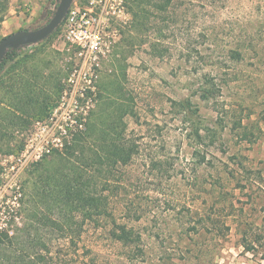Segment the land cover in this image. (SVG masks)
<instances>
[{"label": "rangeland", "instance_id": "1", "mask_svg": "<svg viewBox=\"0 0 264 264\" xmlns=\"http://www.w3.org/2000/svg\"><path fill=\"white\" fill-rule=\"evenodd\" d=\"M59 2L12 0L0 41L43 26ZM167 2L151 0L148 28L139 30L130 26L135 0H74L71 11L96 18L89 24L100 34L94 53L72 40L67 14L51 36L25 45L0 71V123L13 94L10 75H31L28 81L52 94L53 106L23 129L8 128L13 141L2 138L0 126V225L16 220L15 229L31 220L27 210L14 218L16 192L24 186L26 194L30 171L52 159L44 149L60 142L69 114L92 106L88 93L113 79L108 93L118 89L127 98L128 133L141 145L125 167L118 202L143 207L136 225L145 255L132 260L92 230L87 238L99 263L264 264V0ZM206 76L221 87L215 100L199 96ZM181 100H191V108Z\"/></svg>", "mask_w": 264, "mask_h": 264}, {"label": "trees", "instance_id": "2", "mask_svg": "<svg viewBox=\"0 0 264 264\" xmlns=\"http://www.w3.org/2000/svg\"><path fill=\"white\" fill-rule=\"evenodd\" d=\"M135 1L138 8L133 12L130 26L146 30L145 18L151 0ZM11 2L0 0V30ZM167 4L159 3V6L166 10ZM151 45L155 51L159 50L157 44ZM23 48L7 50L0 71H7ZM26 75L9 76L14 85L11 102L2 111L3 139L5 136L11 141L15 139L14 131L7 132L8 128L23 129L30 118L53 110L52 94L38 81H28ZM59 83L55 88L62 95L64 87L60 79ZM113 83V79L104 81L97 90H91L87 98H93V105L76 114L70 113L69 119L62 123L60 142L51 149L52 159L38 161L36 171L29 173L28 197L25 198L24 186L16 192L14 218L27 210L31 220L15 229L16 220L0 225V264H100L96 246L87 238L92 230L105 234L114 247L125 249L132 260L138 261L136 257L145 255L144 234L136 225L143 218V207L138 209L133 202H118L125 190V167L140 154L141 145L128 133L127 117L133 108L127 98L118 89L108 93L106 85ZM220 89L215 78L206 76L199 96L206 101L215 100ZM178 103L190 109L192 102ZM198 136L201 137L199 132ZM7 145L14 148L11 142ZM245 248L252 250V245L245 242Z\"/></svg>", "mask_w": 264, "mask_h": 264}, {"label": "water", "instance_id": "3", "mask_svg": "<svg viewBox=\"0 0 264 264\" xmlns=\"http://www.w3.org/2000/svg\"><path fill=\"white\" fill-rule=\"evenodd\" d=\"M74 0H60L55 14L43 26L35 29H19L0 41V62L7 50L34 44L48 38L63 22Z\"/></svg>", "mask_w": 264, "mask_h": 264}, {"label": "built area", "instance_id": "4", "mask_svg": "<svg viewBox=\"0 0 264 264\" xmlns=\"http://www.w3.org/2000/svg\"><path fill=\"white\" fill-rule=\"evenodd\" d=\"M67 14L71 26L70 37L72 40L80 44L84 48L83 50L86 48L88 51L94 53L100 44V34L99 31H92L89 29V24L92 21H96V18L88 13L78 14L76 11H71V8ZM94 30H96V28ZM51 149L50 147H45V153H51Z\"/></svg>", "mask_w": 264, "mask_h": 264}]
</instances>
